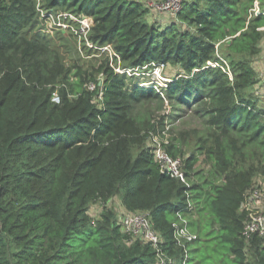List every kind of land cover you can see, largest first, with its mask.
Wrapping results in <instances>:
<instances>
[{
    "label": "trees",
    "instance_id": "16d2710c",
    "mask_svg": "<svg viewBox=\"0 0 264 264\" xmlns=\"http://www.w3.org/2000/svg\"><path fill=\"white\" fill-rule=\"evenodd\" d=\"M255 1L184 0L165 23L146 0H0V264H264V237L245 235L264 180ZM39 9L91 17L94 46L68 32L77 58L67 65L63 31H47ZM104 46L125 71L170 69L166 88L143 87L108 55L83 61ZM169 106L202 126L169 130L184 179L162 170L152 145L182 117ZM115 197L123 217L108 206ZM135 213L148 214L158 244L125 229Z\"/></svg>",
    "mask_w": 264,
    "mask_h": 264
},
{
    "label": "rangeland",
    "instance_id": "374dc122",
    "mask_svg": "<svg viewBox=\"0 0 264 264\" xmlns=\"http://www.w3.org/2000/svg\"><path fill=\"white\" fill-rule=\"evenodd\" d=\"M164 1L165 0H146V4L150 9L152 18H155L157 20H161V21L167 23L171 19L170 17H172V14H170L169 12L161 11V10L157 9V7H155L156 4H161ZM47 13H50V12H47ZM61 13H67L69 15L73 14V13L64 12V11H55L54 12V14H57V15L61 14ZM78 17L90 18L88 16H81V15H78ZM65 22H66V24H70L73 26L76 25V22L70 16H68L65 19ZM52 26H54L53 23H52ZM54 29H55V31H57V30L63 31V33L62 32L61 33H62V35L65 36V40H64L65 44L61 48V51L63 53V58H64L66 64L71 65L74 62V60L77 58V53L75 51L76 43L70 37V35H68V32H70L69 30H65L62 27H60V28L58 27V28H54ZM74 35L78 41V46L80 49H83V46L85 44L87 46H90V47L94 46V44L90 41L89 35L86 37L84 35H79V34H75V33H74ZM59 42H60V39L59 38H58V40L56 39L55 43L58 44ZM88 42L90 43V45H88ZM100 50H101V52L97 54V57H94V55H88V53L83 52L82 53L83 61L86 63L94 62L97 59L104 58L108 55L111 58V61L113 62L114 66H115V62H114V56L116 55L115 52L112 53L111 51H104L101 48H100ZM104 53L105 54L107 53V54L103 55ZM263 61H264V42H263V51L260 55V58L257 60V63H256L257 68L259 70V73H260L262 80H263L261 82V84L257 85V87H256L258 90V93L261 95L262 99H264ZM154 67H155V65H154ZM160 68L161 69L158 72H160V74H162V77H158L156 69L154 70L153 68L150 69L152 72H149V74L146 73L145 75H140L137 73L134 74L131 71L129 73H128V71L125 72L124 69L122 68L121 59L119 57L117 59V65L115 66V70L117 72H119V73L125 72L128 75L136 76L138 78V80H141V82H145V83H142L143 87L144 86L145 87L146 86L155 87L154 85L157 84L159 86V87L157 86L158 90H160V88H166V86H167L168 80L166 78L167 77L166 73L167 74L173 73L170 71V69L165 70V68L163 66H160ZM139 75H140V77H139ZM154 81H156V82L154 83ZM157 87H155V88H157ZM56 100L58 101L59 97H57ZM186 109L187 108H182V110L184 112H181V111L179 112L178 109H172V107L169 106L168 111L163 112L166 114V116H170V114H172V112H175V113H179L182 117L177 122L171 121L172 123L169 122L168 124H166L167 128L165 131L167 133L164 132L161 135L154 136L152 138V145L155 146V148L161 147L162 149L166 150L165 148H166V145H168V143H169V138L171 135H173V133L169 131L172 128H176V131L183 130V129L190 130L193 128H199V129L202 128L200 121L198 119L194 118L193 113H190L191 111L190 112L185 111ZM189 110H191V109H189ZM166 120H169V119H166ZM165 122H168V121H165ZM187 138L188 139H185L187 143H186L184 149L187 151V153H191L197 147L196 142H195L196 141V134L194 135L193 133H191V135H189ZM199 158H200V160L196 164V167H198L199 169L204 168L205 170H208L210 167V164L206 161L205 156L199 155ZM256 186L257 187L253 190L252 193H254V191L258 190V195H257V197H255V199H253V200L249 199L248 200L246 208L250 210L249 211L250 212L249 217L250 216H252V217H259V216L264 217V180L262 178H259L258 182L256 183ZM108 206L113 208L119 214L120 217H123L127 213L123 207V204H122L120 198H118V197L113 198L108 203ZM91 208H92L91 214L95 217H99L100 214L102 213L103 205L102 204H93V206ZM195 217H197V216H195Z\"/></svg>",
    "mask_w": 264,
    "mask_h": 264
},
{
    "label": "built area",
    "instance_id": "2783aa9c",
    "mask_svg": "<svg viewBox=\"0 0 264 264\" xmlns=\"http://www.w3.org/2000/svg\"><path fill=\"white\" fill-rule=\"evenodd\" d=\"M184 0H165L161 4H156L155 7L161 11L169 12L173 15L177 14L183 4ZM41 12V17L47 23V25L51 28V30H54V28H64L65 30H69L75 34L84 35L85 37L89 35L90 31L92 30L93 26V20L92 18L87 17H78V15L75 14H67V13H61V14H54L53 13H47L44 12L42 9H39ZM264 14V11H262L260 6V1L256 0L254 3V7L250 11V15H259ZM70 16L75 22L76 25H70L66 24L65 19ZM52 23L54 26H52ZM264 29V27H262ZM88 45L90 43L88 42ZM104 51H111L114 52L113 49H111L110 46H104L102 47ZM118 57V56H117ZM211 63V62H210ZM213 65H216L215 63H212ZM155 65V67H154ZM152 66V67H151ZM153 68L156 69L158 77H162V74H160V66H158L156 63H151L148 65H145L143 67H138L135 69H128V73L131 71L134 74H140L145 75L146 73L149 74V72H152L150 69ZM263 68H264V61H263ZM148 70V71H147ZM125 71V70H124ZM168 80V78H167ZM156 81H154L155 83ZM145 83V82H143ZM92 88H95V86H92ZM58 96H55V100ZM156 158L157 161L160 162L161 168L164 172H168L173 174L174 176H179L182 179H184V173L181 170V159L177 158L174 159L166 150L162 149L161 147L156 149ZM253 192V191H252ZM250 193L249 199L253 200L258 195V190L254 191V193ZM151 220L148 217L147 213H135V214H128L124 217L123 223L126 230L133 231L134 235L136 237H144L148 241H152L154 244H158L160 241V237L152 230L151 228ZM259 233L262 237H264V217H249V220L246 223L245 226V235L247 238H250L252 234Z\"/></svg>",
    "mask_w": 264,
    "mask_h": 264
},
{
    "label": "clouds",
    "instance_id": "9594fccd",
    "mask_svg": "<svg viewBox=\"0 0 264 264\" xmlns=\"http://www.w3.org/2000/svg\"><path fill=\"white\" fill-rule=\"evenodd\" d=\"M41 16V15H40ZM41 19H42V17H41ZM42 25H43V27L47 30V31H49V32H52V30L49 28V26L47 25V23H45V21L42 19ZM128 70V69H127ZM126 72V71H125ZM154 84V83H153ZM156 85V84H155ZM154 85V86H155Z\"/></svg>",
    "mask_w": 264,
    "mask_h": 264
}]
</instances>
